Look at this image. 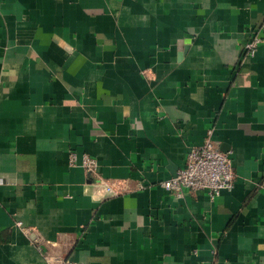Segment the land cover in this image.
Instances as JSON below:
<instances>
[{
	"label": "crops",
	"instance_id": "0c3cea01",
	"mask_svg": "<svg viewBox=\"0 0 264 264\" xmlns=\"http://www.w3.org/2000/svg\"><path fill=\"white\" fill-rule=\"evenodd\" d=\"M210 131L234 188L166 191ZM3 175L0 264H264V0H0Z\"/></svg>",
	"mask_w": 264,
	"mask_h": 264
},
{
	"label": "built area",
	"instance_id": "2783aa9c",
	"mask_svg": "<svg viewBox=\"0 0 264 264\" xmlns=\"http://www.w3.org/2000/svg\"><path fill=\"white\" fill-rule=\"evenodd\" d=\"M263 37L257 31L252 38L247 41L244 48V55L253 56L262 43ZM71 165L79 163L89 173H94L98 167V161L84 153L81 158L72 151L69 154ZM235 172L232 159L229 152L223 151L212 136V131L201 144L194 145L190 148L185 166L180 169L176 176L162 181V187L169 192H175L181 196L185 189L192 191L206 190L212 198L217 197L223 190H232L235 186ZM7 178L5 175L0 176V181ZM100 186L107 196H118L121 191L116 188L115 183L109 182L101 177L97 179ZM142 188L143 184H139ZM17 225L30 237L32 241L42 243L37 234L24 227L22 222ZM50 262L57 264H77L69 259H60L57 256H51Z\"/></svg>",
	"mask_w": 264,
	"mask_h": 264
},
{
	"label": "water",
	"instance_id": "95a60500",
	"mask_svg": "<svg viewBox=\"0 0 264 264\" xmlns=\"http://www.w3.org/2000/svg\"><path fill=\"white\" fill-rule=\"evenodd\" d=\"M221 149H222L223 151L227 152V150H226L223 146H221ZM176 175H177V172L174 173V176H176Z\"/></svg>",
	"mask_w": 264,
	"mask_h": 264
}]
</instances>
